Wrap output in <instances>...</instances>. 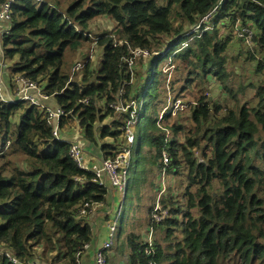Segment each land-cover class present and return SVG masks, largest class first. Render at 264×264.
Here are the masks:
<instances>
[{
	"label": "trees",
	"instance_id": "16d2710c",
	"mask_svg": "<svg viewBox=\"0 0 264 264\" xmlns=\"http://www.w3.org/2000/svg\"><path fill=\"white\" fill-rule=\"evenodd\" d=\"M218 2L12 0V20L1 38L10 78L44 82L43 92L66 113L60 129L77 121L84 143L104 159L129 153L115 234L124 232L128 212L140 205L141 192L153 187L155 173L177 180L178 201H160L168 217L156 222L154 206L146 209V227L161 229L163 237L149 244L130 232L120 241L130 250L128 264H260L264 259V80L252 86L253 107L211 104L203 88L215 77L225 93H233L224 80L231 38H223L216 26L225 19L248 30L244 35L251 34L262 55L259 71L264 70V0H226L203 23ZM101 17L114 29L92 36L91 24ZM88 44L101 49L100 63L90 70L84 62L81 79H73L79 71L68 72L66 52ZM187 90L198 94L184 110L193 127L171 121L182 106L179 93ZM169 94L176 108L168 106ZM10 99L0 102V249L17 264H37L39 247L56 252L51 264L61 257L77 264L76 254L92 241L79 209L102 203L107 188L75 166L70 142L52 135L43 112ZM127 125L132 144L124 138ZM0 264L13 263L3 253Z\"/></svg>",
	"mask_w": 264,
	"mask_h": 264
},
{
	"label": "rangeland",
	"instance_id": "374dc122",
	"mask_svg": "<svg viewBox=\"0 0 264 264\" xmlns=\"http://www.w3.org/2000/svg\"><path fill=\"white\" fill-rule=\"evenodd\" d=\"M240 24L241 22L238 21L235 25H231L229 20L225 19L222 20L221 23H217L216 25L223 38H231L224 53L226 57L225 69L230 76L229 81L228 75L226 78H224V80H227L225 82L230 88H232L233 93H225L222 89L221 81L217 80L215 77L209 78L210 83L206 86H203L204 95L207 97L208 101L211 102V104H219L220 106L225 108L227 107L229 109H231L234 104L238 106L248 107L255 106L257 103V99L254 97L253 87L257 86L259 82L264 80V70L259 71V61L262 58V55L259 54L257 49H255V45L252 42V38L250 37L251 34L243 36V34L248 33V30L246 28H242ZM114 26L115 25L110 19L101 17L92 22V32L90 34L94 36L95 34H97V32L111 31L114 29ZM0 27V29H2V27L4 28L5 25H1ZM209 31L211 32V29ZM191 32H193L192 29ZM3 34L5 33L3 32ZM1 48L2 45L0 39V50ZM135 53L136 55L138 54V52ZM101 57V49L95 44H88L84 45V47H82L75 53L67 51L65 63H67L66 66L68 72L72 71V66L76 62H81V64H83L84 62H88L90 64V70H93L97 68L98 64L100 63ZM252 57H254V59ZM10 64L11 62L6 61L3 66H9ZM6 69H4L2 73H5ZM81 76L82 73L81 71H79L75 76H73V79L80 80ZM169 76V80H171V78L173 77V72ZM39 84L43 86L44 82H40ZM179 86L180 85L175 86V89L173 90L178 92ZM239 88L241 92L240 94L236 95L235 92ZM179 94L183 97V99L179 100L182 106H179L180 111L172 117L173 120L171 121H174V119L182 120L184 126L193 127L192 123H190V121L187 119L188 116L190 117V114L185 113V104L187 103V100H193L191 99L192 97L197 98L198 94H189V90L183 91L182 94ZM167 99H169L168 106H175V108L177 107V102L172 101V94H169ZM43 106L47 108L45 104ZM39 111L43 112L45 115V111H43L42 109H39ZM123 112H125V110ZM221 112L224 115V111ZM133 114L134 111H132L131 115ZM108 119L109 118H107L105 122H107ZM129 124L132 125V121L129 122ZM76 128H78V122L73 121L68 125H65L62 129H59V136L63 137L65 140L75 143V141H73L72 139V136L74 135ZM126 128L127 130L124 138L126 140V144H131V142L128 141L127 136L132 135L133 129L129 125H127ZM81 131L83 132L82 129L80 130V132ZM179 140H182V138H180ZM121 141L122 137L118 139V142H116L117 144L112 139H105L103 142L111 144H113L114 142V145L116 144L115 146H118L119 148ZM134 146H136V142ZM86 149V147H83V150L86 154V159H94L93 151L91 149ZM100 157V159H95L96 161L91 160V162L97 163L101 160H105L101 154ZM107 159L115 160L113 162H118L119 164L122 162V165H120V167L122 168L125 166V162L128 160V156H122L120 153H116L113 157H109ZM127 178L128 175L125 177V179ZM176 181L177 180L172 177L170 173H155L154 176L151 177V184L153 185V187L150 186L148 190L143 188L144 191H142L143 189H141L142 201L138 206L134 204L132 209L128 212V219H126L125 221L124 232L120 235L115 234V221L122 207L121 201L123 200V195L111 189L110 187L105 186L107 188V194L104 198V201L99 204L93 203L91 205L90 211H86L85 215H78L79 218L85 220V222L88 223L92 231L91 243L89 244L87 249L82 251L80 257L78 258L80 264L87 263V258L90 260L89 264H93L95 250L102 246L106 240H110L113 243L111 250H109L106 255L107 264H128V255L130 250L127 245H125V247L123 248L120 245V241L122 244L124 236L130 232L137 233L141 237L142 241L149 244H152L153 242H156L161 237H163V231H161V229L157 230L153 227V229L150 227H146V209L154 206V210L160 211V216L155 215L156 222H159L163 218L168 217V210L162 209L160 201L164 197H172L173 201H178L181 194L175 191L177 187ZM183 183H186L185 178H183ZM152 214H154V211L152 212ZM115 236L117 237L115 238ZM35 253L36 258L34 259V262H37V264H51V262L53 263L51 259L56 256V252L50 254L44 253L42 247L37 248ZM54 264H69V261L61 257L59 261L54 262ZM260 264H264V259L260 262Z\"/></svg>",
	"mask_w": 264,
	"mask_h": 264
},
{
	"label": "built area",
	"instance_id": "2783aa9c",
	"mask_svg": "<svg viewBox=\"0 0 264 264\" xmlns=\"http://www.w3.org/2000/svg\"><path fill=\"white\" fill-rule=\"evenodd\" d=\"M226 0H219L216 6H214L203 18L202 21L205 24H208L211 20V18L215 15L216 10L225 2ZM12 20V0H6L0 3V26L5 25L4 28L1 29V33H5L9 30V26ZM205 30H210L208 27ZM4 35V34H3ZM243 36H245L243 34ZM138 54H142V56H147V53L136 51ZM137 54V55H138ZM3 56H0V66L1 68L4 65ZM6 61V60H5ZM84 67V63L81 64V62H76L72 66L71 76L75 74L76 72L82 70ZM13 84L15 86V93L16 97L14 99L18 101H23L28 105L35 106L36 108L42 109L45 111L46 121L49 126L52 128V135L57 138V140L61 142H70L68 140H65L63 137L59 136V123L62 118L66 116V113L64 110L60 107H57L55 109L50 108L45 103L49 101L51 96L46 95L43 92L42 85L31 81L27 78H24L20 75L14 76L12 79ZM4 86L2 82L0 81V102L9 101L11 100L10 97H5L4 94ZM12 102H14L12 100ZM46 105L47 108H45L43 105ZM127 139L129 142H133V133L132 135L127 136ZM122 156H129L128 151L125 150L124 152L120 153ZM69 155L75 166L83 171L90 172L93 176L92 181L99 184L100 186H108L111 189L115 190L116 192L123 195L125 190V176H126V166L127 161L125 162L124 167H120L122 165V162L119 164L118 162H113L115 160L112 159H105L101 160L97 163L95 162H88L86 159V154L83 148L77 144L70 142V148H69ZM163 160L164 163H166V157ZM76 181H79L80 178H75ZM91 210V205L89 203H84L83 206H81V209H79V214L85 215L86 211ZM159 210H154L153 219H156L155 215H158L157 212ZM112 241L106 240L102 246H100L97 250L94 252V259L93 264H107V252L111 250L112 248ZM88 246L84 247V250L87 249ZM6 256V258L9 259L10 262L13 264H17L18 261L14 259L10 253L3 251L0 249V254H3ZM82 251L78 252L76 254L77 257V264H80L78 258L80 257Z\"/></svg>",
	"mask_w": 264,
	"mask_h": 264
},
{
	"label": "crops",
	"instance_id": "0c3cea01",
	"mask_svg": "<svg viewBox=\"0 0 264 264\" xmlns=\"http://www.w3.org/2000/svg\"><path fill=\"white\" fill-rule=\"evenodd\" d=\"M2 36H3V33H1V29H0V39L2 38ZM0 56H2L1 50H0ZM6 68H8V65L3 66L2 68L0 66V81L2 82V84L4 86V92H3V94H4L5 97L15 98L16 97L15 86H14L13 81L10 78V76H9L8 71H7ZM4 69H6V72L5 73H2V71ZM45 104L47 106H49L50 108H52V109H55V108L58 107V105L56 104V102H55V100L53 98H50L49 101L47 103H45ZM81 133L82 132H80L79 128H76V131H75L74 135L72 136L73 137L72 138L73 141H75V143L79 144L82 148L83 147H86L87 148L86 150L91 149L93 151V153H94V159H91V160L100 159L101 157H100V151H99V149L93 148L92 146H90V147L87 146L84 143V140L81 138ZM91 160L88 159L87 161L88 162H91ZM89 263H90V260L87 258V263H85V264H89Z\"/></svg>",
	"mask_w": 264,
	"mask_h": 264
}]
</instances>
